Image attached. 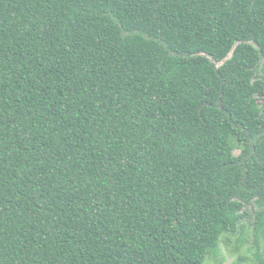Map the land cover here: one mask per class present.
Instances as JSON below:
<instances>
[{
    "label": "trees",
    "instance_id": "obj_1",
    "mask_svg": "<svg viewBox=\"0 0 264 264\" xmlns=\"http://www.w3.org/2000/svg\"><path fill=\"white\" fill-rule=\"evenodd\" d=\"M235 237L264 264V0H0V264Z\"/></svg>",
    "mask_w": 264,
    "mask_h": 264
},
{
    "label": "rangeland",
    "instance_id": "obj_2",
    "mask_svg": "<svg viewBox=\"0 0 264 264\" xmlns=\"http://www.w3.org/2000/svg\"><path fill=\"white\" fill-rule=\"evenodd\" d=\"M239 153H240L239 150L235 151V155H239ZM252 210H253L252 208H248L249 213H252ZM246 224H247L246 232H247L250 240H252L253 235H254L253 234V232H254V218L247 220ZM237 238L238 237H235L232 239L231 242H228V243H226V245H223L221 255L219 257L210 256L207 259V261L205 262V264H233L234 262L237 261L239 255H244L246 257L248 256L249 262L252 263L254 261L255 250L252 253H248V251H247L248 246H246L240 252L237 251L236 250ZM250 245H252V242L250 243Z\"/></svg>",
    "mask_w": 264,
    "mask_h": 264
}]
</instances>
